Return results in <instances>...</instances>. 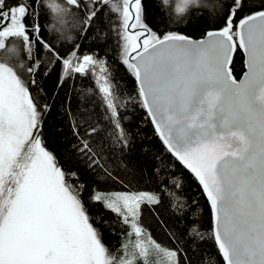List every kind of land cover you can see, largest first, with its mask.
I'll use <instances>...</instances> for the list:
<instances>
[{
  "label": "snow or ice",
  "instance_id": "6c2138e0",
  "mask_svg": "<svg viewBox=\"0 0 264 264\" xmlns=\"http://www.w3.org/2000/svg\"><path fill=\"white\" fill-rule=\"evenodd\" d=\"M194 16L216 21L201 39L180 27ZM84 40L96 47L83 48ZM109 42L134 81L136 96L126 99H138L167 162L200 187L210 235L195 202L187 211L166 202L169 186L181 187L175 175L115 203L97 188L100 177L122 182L121 172L146 166L129 155L136 137L108 131L121 128L119 85L107 86L116 69L101 55ZM238 50L246 61L239 79ZM53 71L49 92L43 81ZM93 72L104 78L103 97L74 87ZM67 83L73 87L61 97ZM54 111L55 134L77 171L92 176L91 188L79 175L69 183L72 170L48 147ZM155 159L154 175L166 176L165 160ZM96 204L138 236L141 204L170 208L177 223H164L172 245L166 264H217L216 255L224 264H264V0H56L55 13L50 0H0V264H125L104 242L108 222L93 213ZM208 240L214 254L202 251Z\"/></svg>",
  "mask_w": 264,
  "mask_h": 264
},
{
  "label": "trees",
  "instance_id": "16d2710c",
  "mask_svg": "<svg viewBox=\"0 0 264 264\" xmlns=\"http://www.w3.org/2000/svg\"><path fill=\"white\" fill-rule=\"evenodd\" d=\"M179 0H177V4ZM55 4L56 0H50V6L53 7L55 13ZM118 3L113 4V8H118ZM55 19V15L53 16ZM40 23L47 26L46 20L41 16ZM216 24L215 20H205L200 19L199 17H193L190 25H181V29L185 34L193 36L196 39L202 38V33L206 28L212 27ZM170 27L175 28L176 25H171ZM164 31L163 28L160 29ZM83 48L93 49L96 47L95 41L84 40ZM82 48V50H83ZM66 50L65 48L61 49ZM101 55H106L108 60L111 61L114 69V81L109 79L107 81V86L110 88L114 84L119 85V95L116 99V103L121 105L119 108V115L121 117L120 124L121 128H113L111 125H107L108 131L114 137L117 134H122V132H127L133 137H136V142L134 143L129 155L132 157L139 156L141 161L146 165L140 171H134L132 173L125 174L121 172V176L124 177L123 181H113V180H104L103 177H100L101 181H104L101 184L97 185V188L107 194L112 193H136V192H154L156 190V185L159 180H163L166 177L171 178L173 175L176 177V183L181 185L180 189H172L171 185L169 186L172 195L170 197H165L167 203H171L176 206L177 211H187L188 207L192 205V202H195V206L198 211L196 216L200 218V223L203 226V230L210 235L209 224L211 217L209 211L206 207V201L204 195L202 194L200 187L198 186L196 180L192 178L188 171L180 167L179 164L169 161V157L163 151L161 141L153 135L152 125L148 123V118L145 111L139 106L138 99L137 101H129L126 98L131 96H136V90L134 81L131 76H129L123 68H119L117 61L119 60V50L111 43L105 47ZM233 68L234 75L239 79L245 70L244 64V55L241 51H237L233 59ZM57 80V74L55 71L49 76L45 81H43L45 88L51 92L55 88ZM105 86L104 78L99 72H93L92 79L89 80H80L75 79L74 87L76 90L83 91L85 89L91 88L93 97H96L97 90H99V96L103 97L104 93L102 88ZM73 84L67 83L64 86V89L59 90L61 97H63L64 91L71 89ZM100 112L104 111L103 106L99 109ZM60 123V118L53 115L48 119L47 124L45 125L47 129L46 139L48 141V147L51 148L57 155L60 157V162L63 166L65 172L72 170L71 176L66 177L69 183L74 182V178L79 175V180L82 182V186L92 187L93 179L89 173L83 171H77L79 167L78 162L72 157L70 153H66L64 150V145L61 143V138L58 137L56 133V126ZM147 147V151H144V147ZM157 155H160L165 160V165L163 166V171L166 176H155L153 172V166L156 163H159L155 159ZM116 164H113V171H116ZM87 195V193H85ZM181 205L184 206L181 209ZM93 213L96 216L103 217L108 223L105 225V239L104 242L108 248L116 252L117 256L122 260L128 258L133 254V249L135 248V243L139 242V239L135 236L132 231H128L126 228L117 227L113 220L115 214L111 213L110 210L105 207H100L99 204L94 205L92 209ZM139 221L140 226L146 232L145 238H151L152 242L158 244L163 249L171 248V241L168 239L166 233L167 229L164 227V223H170L173 226L176 225L177 221L172 214L170 208L165 205H152V204H141L139 210ZM184 222H179V227L184 228ZM109 228L111 230L109 231ZM202 251L207 254H214L215 249L212 246L211 240H208L202 249ZM151 253L147 254V257H143L141 251L136 252L134 257L135 260H140V264H144L143 261L150 256ZM134 256V254H133ZM217 264H224L222 258L219 255L215 256ZM124 261V260H123ZM126 264V263H125ZM130 264V263H127ZM133 264V263H131ZM149 264H157L150 262Z\"/></svg>",
  "mask_w": 264,
  "mask_h": 264
},
{
  "label": "rangeland",
  "instance_id": "374dc122",
  "mask_svg": "<svg viewBox=\"0 0 264 264\" xmlns=\"http://www.w3.org/2000/svg\"><path fill=\"white\" fill-rule=\"evenodd\" d=\"M106 195L109 196L110 198V202L115 203V198L117 196H121V195H127L128 193H112V194H107ZM108 201H106L107 203ZM132 233L135 234V231L132 230ZM135 236L137 237V239H139V242H137V244L135 243V248L133 249V254L130 255L128 258L125 259V257L122 259V261L124 260V262L127 263H133V264H140V260H135L134 257L136 255V252H140L141 251V247H143V249L145 250V252H141L143 257H147L146 255L151 253L150 256L146 259L147 260V264H149L150 262H154L157 264H166L167 261V257H166V249H163L161 246H159L158 244H155L154 242H152L151 238H145L146 237V232L143 231L139 236L135 234ZM145 261V260H144ZM143 261V263H144Z\"/></svg>",
  "mask_w": 264,
  "mask_h": 264
},
{
  "label": "water",
  "instance_id": "95a60500",
  "mask_svg": "<svg viewBox=\"0 0 264 264\" xmlns=\"http://www.w3.org/2000/svg\"><path fill=\"white\" fill-rule=\"evenodd\" d=\"M200 39H201V38H200ZM234 55H235V54H234ZM244 64H245V70H244V72H245V71H246V61H245V57H244ZM244 72H243V74H244ZM243 74L241 75L240 78H242Z\"/></svg>",
  "mask_w": 264,
  "mask_h": 264
}]
</instances>
